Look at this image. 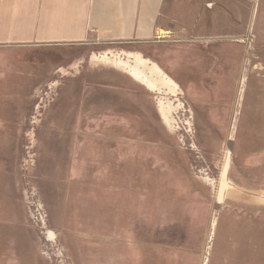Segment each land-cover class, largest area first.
Returning <instances> with one entry per match:
<instances>
[{"label":"rangeland","instance_id":"1","mask_svg":"<svg viewBox=\"0 0 264 264\" xmlns=\"http://www.w3.org/2000/svg\"><path fill=\"white\" fill-rule=\"evenodd\" d=\"M253 4L223 0L240 29L217 42L45 48L81 68L0 73V264H264V0ZM139 55L177 87L118 63Z\"/></svg>","mask_w":264,"mask_h":264},{"label":"crops","instance_id":"2","mask_svg":"<svg viewBox=\"0 0 264 264\" xmlns=\"http://www.w3.org/2000/svg\"><path fill=\"white\" fill-rule=\"evenodd\" d=\"M222 2L0 0V73L81 68L83 59L67 66L52 64L45 48L139 42L167 34L217 42L226 37V24L229 32L240 29V21L232 20ZM253 2L250 0L252 12ZM32 76L38 77L33 72Z\"/></svg>","mask_w":264,"mask_h":264},{"label":"bare ground","instance_id":"3","mask_svg":"<svg viewBox=\"0 0 264 264\" xmlns=\"http://www.w3.org/2000/svg\"><path fill=\"white\" fill-rule=\"evenodd\" d=\"M119 65L128 68L136 77L142 78L148 85L157 87L159 89L176 88L177 86L173 81L168 79L163 70L155 63H151L149 60L139 56L124 58L118 60ZM180 90V89H179ZM167 108V107H166ZM229 174V167L222 174V183L220 189L221 197L229 188V181L227 176Z\"/></svg>","mask_w":264,"mask_h":264}]
</instances>
